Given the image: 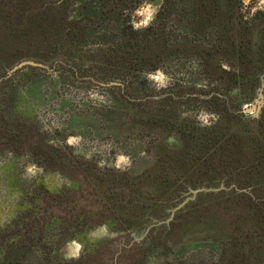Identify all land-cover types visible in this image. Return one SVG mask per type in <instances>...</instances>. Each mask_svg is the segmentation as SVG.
Returning a JSON list of instances; mask_svg holds the SVG:
<instances>
[{
	"label": "rangeland",
	"instance_id": "374dc122",
	"mask_svg": "<svg viewBox=\"0 0 264 264\" xmlns=\"http://www.w3.org/2000/svg\"><path fill=\"white\" fill-rule=\"evenodd\" d=\"M32 1L33 8L22 10L18 19L7 15L0 20V264H221L223 236L207 226L202 210L178 214L167 244L125 259L118 257L119 243L129 233L113 219L77 228L63 226L55 214L39 220L34 212L39 198L78 185L88 166L136 174L158 151L198 141L197 127L218 121L211 109L229 107L238 90L226 93L220 79L206 77L197 52L183 51L169 60L161 55L138 66L136 56L130 61L111 55L110 44L120 40L117 28L126 27L130 34L131 29L158 27V11L166 0H116L115 9L110 0ZM167 1L164 13L174 18L181 6ZM225 1L217 0L221 10ZM235 2L236 14L264 28V0ZM147 5L157 9L153 19L134 29ZM174 23L165 22L167 32L187 40L190 28ZM23 60L43 67L26 65L9 73ZM153 63L159 64L156 70L148 69ZM156 73L165 77L163 86L148 79ZM251 86L242 81L243 92ZM256 96L243 99L233 113H244ZM202 115L209 117L208 124H202ZM121 155L129 162L116 168ZM25 221L34 223L23 246ZM102 226L108 234L96 235ZM71 242L82 245L78 258L68 256ZM230 259L225 264H239ZM259 264H264V253Z\"/></svg>",
	"mask_w": 264,
	"mask_h": 264
},
{
	"label": "trees",
	"instance_id": "16d2710c",
	"mask_svg": "<svg viewBox=\"0 0 264 264\" xmlns=\"http://www.w3.org/2000/svg\"><path fill=\"white\" fill-rule=\"evenodd\" d=\"M0 2V20L7 15L18 19L22 10L33 8L32 0V4L24 1L25 5L23 0ZM110 2L115 9L116 0ZM174 3L181 6L175 10L174 18L164 13L168 1L162 3L156 18L158 27L131 29L130 34L126 27H118L120 40L116 46L110 44L111 55L128 57L130 61L136 56L138 66L146 60L156 62L161 55L169 60L183 51L197 52L204 75L220 79L226 93L235 87L238 97L231 98L229 107L211 109L218 114V121L197 127L201 133L198 141L181 142L178 149L158 151L149 166L136 174L88 166L82 169L83 178L78 185L42 195L34 212L43 222L55 214L63 226L72 228L113 219L129 233L119 243L122 252L118 257L125 259L167 244L168 232L178 214H199L202 210L200 217L206 215L207 226L212 225L218 237L223 236L221 264L230 258L233 263L259 264L264 253V107L257 115L233 113V109L241 108L243 99H251L264 82V28L258 29L236 14L235 0H226L223 10L217 0ZM170 20L190 28L187 40L171 37L164 26ZM220 63L229 68H220ZM158 65L153 63L148 69L154 70ZM242 81L252 84L248 92H243ZM31 223L34 221L23 222L19 241L23 246L28 244L26 234ZM21 247L14 256L21 253Z\"/></svg>",
	"mask_w": 264,
	"mask_h": 264
},
{
	"label": "clouds",
	"instance_id": "9594fccd",
	"mask_svg": "<svg viewBox=\"0 0 264 264\" xmlns=\"http://www.w3.org/2000/svg\"><path fill=\"white\" fill-rule=\"evenodd\" d=\"M156 11H157V9L152 7L151 5H147V6L143 7V11L141 14L144 16V18L139 23L133 25L134 29H139L141 27H147L149 25L150 21L153 19ZM148 79L156 82L158 87L163 86L165 83V77L160 73H156L154 75H149ZM200 120H201L202 124H208L209 123V117L206 115H202L200 117ZM128 162H129L128 158L121 155L118 157L117 162L115 164V167L121 168L123 164H127ZM107 234H108V231H107L106 226H102L98 230V232L96 233V235H98V236H104ZM68 247L70 248L68 256H70L71 258H78L79 252L82 249V245L79 243H76V242H71L68 245Z\"/></svg>",
	"mask_w": 264,
	"mask_h": 264
},
{
	"label": "water",
	"instance_id": "95a60500",
	"mask_svg": "<svg viewBox=\"0 0 264 264\" xmlns=\"http://www.w3.org/2000/svg\"><path fill=\"white\" fill-rule=\"evenodd\" d=\"M26 65H29V66H39V67L42 66L43 67V64L38 63V62H35L33 60H23V61L18 62L16 65H14L10 69L9 73L14 72L17 69L22 68L23 66H26ZM262 91H263V81L261 83V86L257 90V96L254 99L253 103L243 107V110L242 111L245 114H256L257 115L259 113L260 109L262 107H264V96L262 94ZM198 191H199V189L193 190L194 193H196ZM182 204H180L178 207L174 208L173 211L176 210V209H178Z\"/></svg>",
	"mask_w": 264,
	"mask_h": 264
}]
</instances>
